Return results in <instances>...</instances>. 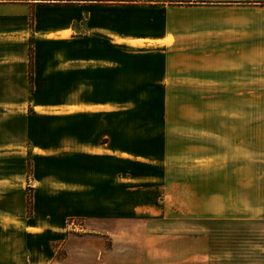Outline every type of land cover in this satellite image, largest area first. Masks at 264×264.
<instances>
[{
  "label": "crops",
  "instance_id": "1",
  "mask_svg": "<svg viewBox=\"0 0 264 264\" xmlns=\"http://www.w3.org/2000/svg\"><path fill=\"white\" fill-rule=\"evenodd\" d=\"M185 4L264 10V0H0V159L32 163L30 177L26 167L0 179V264H264L253 231L264 201L184 204L174 78L252 63L219 21L198 23L194 43ZM184 210L195 226L184 228Z\"/></svg>",
  "mask_w": 264,
  "mask_h": 264
},
{
  "label": "rangeland",
  "instance_id": "2",
  "mask_svg": "<svg viewBox=\"0 0 264 264\" xmlns=\"http://www.w3.org/2000/svg\"><path fill=\"white\" fill-rule=\"evenodd\" d=\"M183 15L191 39L202 36V30L196 28L198 23L216 20L221 22L220 33L232 39L241 37L242 43L237 44L252 57L251 64L222 67L226 72L220 77L184 72V77L174 78L172 121L184 134L174 170H184V204L195 207L198 201L206 206L214 202L222 211L229 202L259 206L264 201V10L243 5L202 10L185 4ZM26 167L30 177L31 161ZM26 167L18 159L2 158L0 179H11ZM32 196L33 190L28 188V198ZM197 217L184 210V228L195 226ZM73 222L83 223L82 219L70 224ZM256 222L253 231L264 233ZM205 226L211 227L208 222ZM228 226L221 224L222 229ZM256 248L264 249V236L254 243ZM61 255L59 250L56 256Z\"/></svg>",
  "mask_w": 264,
  "mask_h": 264
},
{
  "label": "trees",
  "instance_id": "3",
  "mask_svg": "<svg viewBox=\"0 0 264 264\" xmlns=\"http://www.w3.org/2000/svg\"><path fill=\"white\" fill-rule=\"evenodd\" d=\"M32 198H28V213L31 214L32 212Z\"/></svg>",
  "mask_w": 264,
  "mask_h": 264
}]
</instances>
